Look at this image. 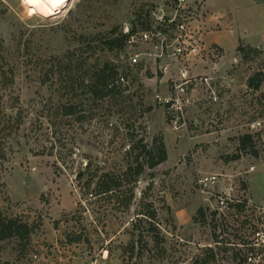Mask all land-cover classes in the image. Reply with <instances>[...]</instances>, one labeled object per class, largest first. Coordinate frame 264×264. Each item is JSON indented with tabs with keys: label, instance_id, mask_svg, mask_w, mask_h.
Instances as JSON below:
<instances>
[{
	"label": "rangeland",
	"instance_id": "1",
	"mask_svg": "<svg viewBox=\"0 0 264 264\" xmlns=\"http://www.w3.org/2000/svg\"><path fill=\"white\" fill-rule=\"evenodd\" d=\"M209 4L231 13V35L247 39L238 46L258 50L250 45L264 40V0ZM176 7L65 0L44 18L23 0H0V219L30 228L0 240V264H264V82L257 91L246 84L264 74V56L232 55L228 46L213 78L199 69L217 62L215 53L170 58L180 28L202 39L209 16L205 0H188L178 24L169 23ZM131 29L121 50L105 49V39ZM165 63L171 72L162 79ZM104 65L119 90L96 100L89 85ZM182 69L195 82L184 87L185 127L174 130L160 99ZM243 135L256 155L233 161ZM154 139L166 161L102 193L99 179H122Z\"/></svg>",
	"mask_w": 264,
	"mask_h": 264
},
{
	"label": "trees",
	"instance_id": "2",
	"mask_svg": "<svg viewBox=\"0 0 264 264\" xmlns=\"http://www.w3.org/2000/svg\"><path fill=\"white\" fill-rule=\"evenodd\" d=\"M114 34V33H113ZM133 35V29L130 30L128 34H120L116 38H108L103 41V46L107 51L121 50L124 47L125 42ZM238 53H241L243 56H246L250 53L261 54L259 50H253L249 47L238 46L236 49ZM116 76L115 71L109 68L108 65H104L102 68L98 69L93 73L90 85L89 92L92 97L96 100H101L103 98L111 96L115 91L119 90V87L115 86L112 81V78ZM124 82L123 78H119ZM264 82V74L262 72L256 73L253 78L247 80V88L257 91L259 86ZM62 115L64 117H70L74 115L72 107H63ZM139 153L133 159L134 167L129 164L126 171L123 173L122 179L116 178L113 180L103 176L100 178L99 183L102 185V193H110L114 189H120L125 178L132 176L133 181L139 177L145 168L149 170H154L159 165L163 164L167 159V154L165 146L162 140H153V146L148 148L146 145H141L138 147ZM132 152V151H130ZM239 154H246L255 156V145L253 137L251 135H243L237 139V155L232 157L231 160L236 161L240 159ZM2 157V155H1ZM3 158V157H2ZM144 161V162H143ZM143 162V163H142ZM107 178V179H106ZM106 179V181H104ZM103 181V182H102ZM129 195L122 200L123 207L128 209L132 200L133 194L129 191ZM201 215V211H198V215ZM202 217V216H201ZM154 214L147 216V220H153ZM30 228L27 225L16 224L13 220H1L0 219V240L11 238V237H23L28 236ZM259 260V259H258Z\"/></svg>",
	"mask_w": 264,
	"mask_h": 264
},
{
	"label": "built area",
	"instance_id": "3",
	"mask_svg": "<svg viewBox=\"0 0 264 264\" xmlns=\"http://www.w3.org/2000/svg\"><path fill=\"white\" fill-rule=\"evenodd\" d=\"M188 0H176L177 7L175 8L172 16L169 20V23L178 24L180 10L185 9ZM178 33L174 35L173 43L170 44L171 53L170 58H180V57H189V56H197L204 52L203 45L201 44V39L199 38V32L194 33L188 29L180 28ZM151 30V29H150ZM149 30V32H150ZM148 32V31H147ZM145 32V33H147ZM148 34V33H147ZM198 35V36H197ZM156 38H160L161 48L163 46L167 47V41L169 39L166 37H162L160 34L155 33ZM208 54H214V51L208 50L206 51ZM162 55L159 56L161 58ZM137 56L133 57V62H136ZM161 70L164 72L167 71V66L164 65L161 67ZM195 82V79L190 78V75L186 72V69L179 71L176 76L170 77L171 83V91L170 93L163 99H160V102L164 106L166 110V115L168 119V123L170 127L174 130H178L185 127V108L190 104L189 99L185 97L184 87L191 84V82ZM203 81L208 84V78H203ZM121 82H123L121 80ZM210 84V83H209ZM210 87V86H209ZM216 96L212 97V101L216 102ZM215 181L214 177L203 179L200 181L201 186H206L208 184H213ZM251 260V259H249Z\"/></svg>",
	"mask_w": 264,
	"mask_h": 264
},
{
	"label": "crops",
	"instance_id": "4",
	"mask_svg": "<svg viewBox=\"0 0 264 264\" xmlns=\"http://www.w3.org/2000/svg\"><path fill=\"white\" fill-rule=\"evenodd\" d=\"M222 2L228 1V0H221ZM224 7H220L218 5V9L213 10L210 7L209 0H205V9L209 13V16H206L205 24L204 26V32L201 35L202 39V45L204 50H214L215 55H217L218 61L213 63H210L209 65H206L203 63L201 68L199 69L201 72H203L204 75H215V72L219 71V67L222 63H220L223 59H226L229 55L227 52L228 46H232L234 51L232 52V55L235 53L238 44L246 43L247 39H235L233 35L230 33V23L231 20V13L227 9H223ZM237 42V46H236ZM247 44V43H246ZM249 45V44H248ZM251 47H256L262 56H264V40L263 43H258L257 40H255V44H251ZM259 46V47H258ZM167 66V71L162 73L163 77L162 79H165L166 76H170L171 69L169 68V63H165ZM207 67H206V66ZM206 68V69H205ZM184 70V69H182ZM181 71V70H179ZM186 72L190 75L193 71L186 69ZM179 73V72H178ZM202 74V73H201ZM177 75V74H176Z\"/></svg>",
	"mask_w": 264,
	"mask_h": 264
},
{
	"label": "bare ground",
	"instance_id": "5",
	"mask_svg": "<svg viewBox=\"0 0 264 264\" xmlns=\"http://www.w3.org/2000/svg\"><path fill=\"white\" fill-rule=\"evenodd\" d=\"M28 7L36 12L39 16L48 18L61 9L65 5V0H23ZM58 14V13H57Z\"/></svg>",
	"mask_w": 264,
	"mask_h": 264
},
{
	"label": "water",
	"instance_id": "6",
	"mask_svg": "<svg viewBox=\"0 0 264 264\" xmlns=\"http://www.w3.org/2000/svg\"><path fill=\"white\" fill-rule=\"evenodd\" d=\"M80 178V176L78 177V179Z\"/></svg>",
	"mask_w": 264,
	"mask_h": 264
}]
</instances>
